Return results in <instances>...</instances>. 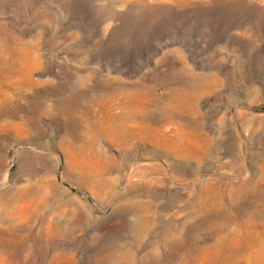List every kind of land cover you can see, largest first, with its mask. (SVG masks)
Returning a JSON list of instances; mask_svg holds the SVG:
<instances>
[{"label":"rangeland","instance_id":"374dc122","mask_svg":"<svg viewBox=\"0 0 264 264\" xmlns=\"http://www.w3.org/2000/svg\"><path fill=\"white\" fill-rule=\"evenodd\" d=\"M0 264H264V0H0Z\"/></svg>","mask_w":264,"mask_h":264}]
</instances>
